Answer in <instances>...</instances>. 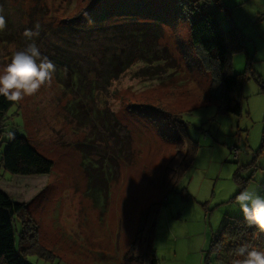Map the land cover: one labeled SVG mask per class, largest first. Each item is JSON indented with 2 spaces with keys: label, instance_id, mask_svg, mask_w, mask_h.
<instances>
[{
  "label": "rangeland",
  "instance_id": "rangeland-1",
  "mask_svg": "<svg viewBox=\"0 0 264 264\" xmlns=\"http://www.w3.org/2000/svg\"><path fill=\"white\" fill-rule=\"evenodd\" d=\"M90 1L45 0V24L33 38L43 57L52 53L46 23L66 33L57 27ZM25 2L5 0L2 11L20 34L29 29ZM235 2L249 13L226 17L212 0H198L196 13L212 10L222 28H237L238 38L229 42V72L239 74L233 95L241 114L219 111L221 85L214 82L209 57L191 44L188 22L169 24L161 43L170 64L138 60L96 94L94 106L108 108L118 120L125 150L118 156L117 180L105 191L83 170L81 150L96 154L84 133L90 134L89 122L72 108L76 97L57 82L66 77L52 76L10 109L0 152L17 131L53 159L51 172L39 175L11 174L0 163V188L24 205L21 246L34 243L47 252L20 251V264H121L141 225V210L152 202L157 210L150 249L157 264H237L238 256L215 257L210 240L231 216L242 214L235 200L239 191L253 189L264 197V0H223L229 6ZM29 43L24 34L17 42L0 39V68ZM166 114L183 116L185 152L191 144L195 149L173 186L160 188L159 172L177 150ZM75 141L86 143L75 148Z\"/></svg>",
  "mask_w": 264,
  "mask_h": 264
},
{
  "label": "trees",
  "instance_id": "trees-1",
  "mask_svg": "<svg viewBox=\"0 0 264 264\" xmlns=\"http://www.w3.org/2000/svg\"><path fill=\"white\" fill-rule=\"evenodd\" d=\"M25 1L23 7L26 27L31 29L30 27L34 26L36 31L35 26L38 24V36H41L40 26L46 15L45 0ZM212 1L215 5H220L219 9L225 12L226 17L232 18L231 7L224 4L223 0ZM197 2L198 0H91L81 7L75 16L66 19L65 24L60 25L63 27H57L65 28L66 33L57 32L49 21L46 23V28L52 31L45 29L49 42L48 51H52L51 54L47 53L46 57L55 65L53 77H66L59 78L60 82H57L76 97L72 108L81 112L82 122H89L90 134L86 131L84 133L89 144L93 145L96 155L88 153L87 149L81 150V164L89 182L94 181L96 185L100 182L99 189L105 191L108 182L117 180L118 156L125 150L121 146L122 137L116 132L118 120L108 108L100 109L94 106L96 94L99 90L106 89L113 79L138 60L170 64L171 59H167L170 52L161 43L164 29L169 24L179 20L188 22L191 44L209 57L214 82L221 85V103L217 105L219 111L241 114V105L233 95L239 88V74L229 72V42L238 38V34L234 32L237 28H222L219 18L212 10L197 15L200 7ZM6 5L5 0H0V15L5 18V26L0 30V39L17 42L24 33L13 31L17 27L8 18V13L2 12ZM8 29L12 31L8 32L11 35L4 38ZM52 37L55 39L49 40ZM21 42L20 40V44ZM163 52L167 56L162 58L160 54ZM85 98L89 103L84 102ZM16 103L17 101L0 95V141L9 111ZM182 117L167 115L168 128L172 131L170 138L175 139L173 144H176L177 150L159 172L160 188L172 187L180 172L192 159L195 145L191 144L190 149L185 152V144L188 145V142L183 139L186 133ZM126 134L130 136L128 132ZM93 139L100 144L90 142ZM112 142H116V147ZM82 143L86 142L75 141L73 146L77 148L78 144ZM127 143L132 152L129 137ZM0 155L1 166L11 174H48L53 167V159L40 152L26 134L17 131L10 133ZM132 156L130 153V157ZM154 204L152 202L141 210V225L123 253L121 264H145L147 260L148 264H157V259L150 249L157 210ZM23 208V203L0 188V264H20V251H44L34 243L32 246H21L25 223L21 217ZM263 241L264 233H258L257 229L249 227L240 214L231 216L222 229L212 235L210 249L215 257L223 252L220 259L232 257L235 260L234 250L241 244L246 243L250 248L262 250Z\"/></svg>",
  "mask_w": 264,
  "mask_h": 264
},
{
  "label": "clouds",
  "instance_id": "clouds-1",
  "mask_svg": "<svg viewBox=\"0 0 264 264\" xmlns=\"http://www.w3.org/2000/svg\"><path fill=\"white\" fill-rule=\"evenodd\" d=\"M5 26V18L0 15V30ZM27 29L24 36L32 41L26 47L14 51L9 62L0 68V95L11 101H21L35 94L46 82L52 79L55 65L47 57H43L33 38L39 35ZM236 203L243 215L245 223L254 227L258 233H264V197L253 189L239 191L235 196ZM241 257L237 264H264V250L250 248L246 243L234 250Z\"/></svg>",
  "mask_w": 264,
  "mask_h": 264
},
{
  "label": "crops",
  "instance_id": "crops-1",
  "mask_svg": "<svg viewBox=\"0 0 264 264\" xmlns=\"http://www.w3.org/2000/svg\"><path fill=\"white\" fill-rule=\"evenodd\" d=\"M229 6V5H228ZM230 11L232 16L234 15H247L249 12L243 7V4L240 2L237 4L236 2L230 6Z\"/></svg>",
  "mask_w": 264,
  "mask_h": 264
}]
</instances>
